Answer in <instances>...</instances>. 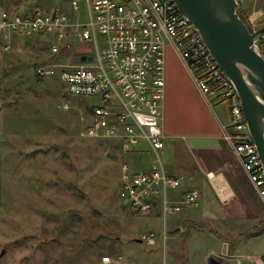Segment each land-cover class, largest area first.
Returning <instances> with one entry per match:
<instances>
[{
    "label": "rangeland",
    "instance_id": "obj_1",
    "mask_svg": "<svg viewBox=\"0 0 264 264\" xmlns=\"http://www.w3.org/2000/svg\"><path fill=\"white\" fill-rule=\"evenodd\" d=\"M77 1L76 14L66 0H2L0 8L25 13L60 8L83 21L84 0ZM246 2L262 13L254 23L263 27L264 0ZM13 36L7 49L0 46V264H160L162 256L168 261L155 231L162 229L161 217L138 214L118 197L121 158L127 161L128 155L110 139L81 135L89 120L83 108L88 99L66 92L58 78L34 75L37 60L75 63L76 52H52L48 34ZM97 44L104 45L102 36ZM64 102L69 109L57 107ZM161 160L173 164L174 152L164 149ZM192 183L216 200L203 176ZM150 230L155 244L139 242L138 235ZM202 245L196 238L187 243L195 264L204 259ZM263 248L264 235L248 247L254 254ZM103 256L110 261L102 262Z\"/></svg>",
    "mask_w": 264,
    "mask_h": 264
},
{
    "label": "built area",
    "instance_id": "obj_2",
    "mask_svg": "<svg viewBox=\"0 0 264 264\" xmlns=\"http://www.w3.org/2000/svg\"><path fill=\"white\" fill-rule=\"evenodd\" d=\"M66 1L78 13V1ZM246 1L234 0L235 11ZM84 5L87 13L83 21L71 19L60 8L49 13L0 8V46L7 49L13 35L48 34L53 38L50 46L54 53L83 47L78 62L59 59L39 63L34 67V75L39 80L58 78L66 92L92 99L85 112L89 120L81 135L112 139L126 153L140 141L154 151L163 148L165 135L160 116L165 85L164 49L170 44L206 102L226 106L228 122L220 126L221 135L264 203V168L234 83L173 1L84 0ZM247 27L251 32L256 30L252 20H248ZM98 36L104 38L102 47L97 44ZM253 46L264 57V30L255 35ZM80 55H90L91 59L80 60ZM57 107L69 109L66 102ZM179 184V178L168 174L158 157L148 170L140 172L133 171L126 160L120 163L118 197L138 214L148 215L160 207L165 216L183 206L196 205L201 191L195 187L186 190L176 203L168 200V191ZM217 192L225 194V187L218 185ZM155 238L156 233L151 230L138 235L139 241L147 245H154ZM117 258L120 260L121 256ZM109 261V256L102 257V262ZM162 264L171 263L163 259Z\"/></svg>",
    "mask_w": 264,
    "mask_h": 264
},
{
    "label": "crops",
    "instance_id": "obj_3",
    "mask_svg": "<svg viewBox=\"0 0 264 264\" xmlns=\"http://www.w3.org/2000/svg\"><path fill=\"white\" fill-rule=\"evenodd\" d=\"M247 4H252L248 20H259L262 13L254 9L253 3ZM82 49L69 51L78 55ZM164 50L165 85L160 116L164 145L154 151L140 141L133 150L126 152L127 162L133 171L140 172L148 170L153 159L158 157L165 171L180 180L179 186L167 193L172 203L178 202L186 190L198 188L192 183L198 176H203L210 184L216 200L207 199L198 188L201 197L194 206H183L178 212L165 216L160 213V207L155 208L149 214L163 221L162 229L155 230L157 242L168 253L171 264H195L186 250L192 238L201 239L205 246V256L199 264H264V250L254 254L248 249L251 240L264 235V203L221 135L220 126L228 122L227 108L223 103H207L174 48L166 44ZM91 101H83L85 112ZM113 142L122 152L119 143ZM164 149L174 152L173 164L162 162ZM145 156L152 159L146 162ZM218 185L225 187V194L217 192ZM204 197L207 204L203 202ZM205 221L209 224L202 223ZM216 222L226 227L213 226ZM163 259L166 258L162 256L160 264Z\"/></svg>",
    "mask_w": 264,
    "mask_h": 264
},
{
    "label": "water",
    "instance_id": "obj_4",
    "mask_svg": "<svg viewBox=\"0 0 264 264\" xmlns=\"http://www.w3.org/2000/svg\"><path fill=\"white\" fill-rule=\"evenodd\" d=\"M172 1L233 81L264 168V57L253 46L254 36L264 26L251 32L235 11L234 0ZM86 58L91 56L82 55L80 60Z\"/></svg>",
    "mask_w": 264,
    "mask_h": 264
},
{
    "label": "trees",
    "instance_id": "obj_5",
    "mask_svg": "<svg viewBox=\"0 0 264 264\" xmlns=\"http://www.w3.org/2000/svg\"><path fill=\"white\" fill-rule=\"evenodd\" d=\"M0 2H2V0H0ZM250 6L251 4H248V5H243L241 6L238 10H237V13L239 14L240 18L248 25V16L249 14L251 13V9H250ZM52 58V57H51ZM51 62L50 60H37L35 63H34V67L36 64H39V63H44V62ZM34 67H33V71H34ZM114 147H116L115 145H113ZM65 224V222H64Z\"/></svg>",
    "mask_w": 264,
    "mask_h": 264
}]
</instances>
